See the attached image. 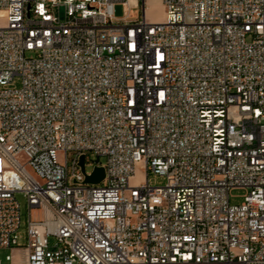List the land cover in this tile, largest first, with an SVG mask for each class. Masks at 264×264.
<instances>
[{"label": "built area", "instance_id": "2783aa9c", "mask_svg": "<svg viewBox=\"0 0 264 264\" xmlns=\"http://www.w3.org/2000/svg\"><path fill=\"white\" fill-rule=\"evenodd\" d=\"M128 1L0 0L7 264H264V0Z\"/></svg>", "mask_w": 264, "mask_h": 264}, {"label": "rangeland", "instance_id": "374dc122", "mask_svg": "<svg viewBox=\"0 0 264 264\" xmlns=\"http://www.w3.org/2000/svg\"><path fill=\"white\" fill-rule=\"evenodd\" d=\"M144 5V19L147 22L155 23L161 22L165 18V5L162 0H139V5L134 7L132 4H122L120 2H116L113 5V15L115 18H120L125 14L129 15V18L135 19L138 16V12H140L141 18V8ZM4 24V19L0 17V25ZM10 86H19L20 79L18 76H14L13 79L9 83ZM98 162L99 164H103L104 159L102 157L91 156L85 163V167L87 171H90L93 165ZM148 182L151 185L162 186L166 182V178L164 175L155 174L150 171L147 174ZM145 181V169L142 165H138L136 167V172L134 177L129 179L130 184H136L139 182ZM245 190L243 188H232L229 190V202L231 204H240L243 201V195ZM15 198L19 202L20 205V213H21V227H20V244H26L25 238V224L28 219V206L26 202V198L22 192H16ZM40 215L39 211L32 210L31 216L32 218L38 217ZM56 244V239L54 236L50 235L48 237V245L50 247ZM12 252L13 254H21L23 252V247H19L16 249H11L9 247H0V264H7L8 260L5 258L6 254Z\"/></svg>", "mask_w": 264, "mask_h": 264}, {"label": "water", "instance_id": "95a60500", "mask_svg": "<svg viewBox=\"0 0 264 264\" xmlns=\"http://www.w3.org/2000/svg\"><path fill=\"white\" fill-rule=\"evenodd\" d=\"M79 164L83 171V157H80ZM104 177V169L102 166H94L89 174H85L84 182L96 184L99 183Z\"/></svg>", "mask_w": 264, "mask_h": 264}, {"label": "crops", "instance_id": "0c3cea01", "mask_svg": "<svg viewBox=\"0 0 264 264\" xmlns=\"http://www.w3.org/2000/svg\"><path fill=\"white\" fill-rule=\"evenodd\" d=\"M128 2H129V3H136V4H139V0H129Z\"/></svg>", "mask_w": 264, "mask_h": 264}]
</instances>
